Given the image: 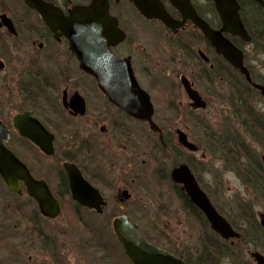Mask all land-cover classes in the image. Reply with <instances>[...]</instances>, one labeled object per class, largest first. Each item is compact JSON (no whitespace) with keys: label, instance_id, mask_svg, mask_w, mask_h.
<instances>
[{"label":"flooded vegetation","instance_id":"flooded-vegetation-1","mask_svg":"<svg viewBox=\"0 0 264 264\" xmlns=\"http://www.w3.org/2000/svg\"><path fill=\"white\" fill-rule=\"evenodd\" d=\"M235 1L240 7L239 16L248 41L240 37L223 36L241 51L242 64L249 74L250 83L244 79L241 72L217 55L208 39H204L201 31L194 27L191 20H186L180 27L172 30L159 19H146L136 10L132 0H42L44 4L49 5L47 8L50 15L46 20L48 19L53 29L36 9L30 8L22 0H0V127L7 137L4 144L19 162L27 167L30 175L39 184L47 185L51 195L60 205L55 218L44 216L26 185L19 183V192H11L0 176V252L3 246L5 250L3 243L6 241L8 246L14 248L27 243L30 250L42 254L40 258L29 257L23 262L22 254H18V250L15 249L13 261L8 255L10 262L0 261V264H61L56 263V257L62 255L59 253L62 251L59 241L67 239V230L63 227L64 230L56 229L53 232L49 222L62 216L67 219L70 233L77 236L86 251L91 252L95 264H131L113 230V222L120 218L134 224L141 238L147 243L171 254L183 264H205L199 256L204 248L213 253L211 249L215 244L214 236L226 245L234 246L238 242L240 236L238 239L223 240L215 234L202 212L198 209V213L193 209L195 206L188 199L182 186L171 178L173 170L180 168L181 165L186 166L198 187L209 198L206 187L202 186V178L197 175L198 170L206 174V166L202 162L211 163L215 160L221 163V169L233 175L236 173L226 168L227 162L221 153L220 144L210 142L207 153L204 150L201 152L197 145L196 151H189L179 144L176 131L180 129H176L174 136L178 151L172 146L170 134H166L157 123L154 104L157 102L164 104L166 99V109L169 112L175 110V104L172 100H167V97L172 95L168 87L161 91L158 100L152 97L149 81L152 80L154 73L145 63L148 61L147 58H150L149 55L146 56L149 50L137 41V39L142 41L145 37L144 27L148 24H155L159 30L166 32L165 35L174 37L191 31L192 39L197 40V48H191L187 43L175 44V47L187 54L190 59L199 63L198 72L193 80L185 77L184 79L205 103L204 109L194 108L183 88L181 81L183 76L179 78L188 106L192 110H205L208 105L199 91L200 85L207 92V97H210L214 93L216 82H225L226 119L223 123L226 130H223L222 134H229L228 139L231 141L246 143L249 151L256 154V159L261 164L260 169L254 172L253 159L250 158L247 163V171L250 173L245 176L250 186H246L255 198L251 203L237 200L235 207L239 216L249 212L255 226L259 227V232L264 233V212H255L257 202L264 203V154L259 156L251 145L253 142L264 150V126L261 125L264 120L262 110L264 99L260 91L253 86H264V72H261V68L255 69L250 61V56L260 53L262 49L259 42L264 38V31L262 29L258 33L256 29L264 28V10L252 0ZM155 2L170 19L176 23L182 22L179 12L172 7L170 0ZM94 3L100 6H93L96 12L101 17L105 14L107 18L104 21L106 23L99 27L96 34L99 35V39L96 37L95 43H102V46L119 60L128 59L137 84L149 95L153 105L152 122L159 127L160 132L154 133L148 122L131 117L119 106L111 103L108 96L100 90L96 78L84 70L82 63H85L88 55L83 52V48L81 47L80 51L75 48L76 54L72 52L71 36L66 37L68 28L75 26L76 32L80 34L77 38L74 37L75 46L82 40L81 25L75 19L73 23L72 15L75 14L76 20L82 19L85 26H88L89 13L83 12L80 16L78 10L88 11ZM190 4L197 16L212 30L221 29L220 17L211 0H190ZM74 11L76 13H73ZM85 42L86 40H83L81 44ZM137 45L140 51L135 52ZM262 52L264 54L263 50ZM163 106L165 107V104ZM19 117H32L52 137L53 154L44 153L39 145L19 133V128H16L14 122ZM79 121L81 125H78ZM20 122L23 130L38 133L33 129L31 121L26 122L23 119ZM199 124L203 125L201 121ZM244 124H247L246 127ZM210 130L208 141L213 137V140L218 142L222 134H215L211 128ZM252 131L254 135L250 133ZM138 132L141 133L140 136ZM76 133L83 134L79 142L73 140V134ZM186 137L189 142V137ZM43 145L47 147V142L43 141ZM188 153L200 154V158L190 159ZM237 154L235 151L231 154L233 161L229 165L233 168L243 161V155ZM159 155H163L164 160H158ZM44 159L50 160L53 164H45ZM65 163L77 168L83 181L95 194L92 208L81 206L72 199L68 176L63 169ZM236 170L238 171L237 168ZM146 175L150 178L146 179ZM152 179L156 182L155 188L152 185L149 189L155 193L151 201L158 207L157 210L163 213L160 216L168 218L169 213L160 204V199L169 193L173 195L189 224L198 227L200 243L196 250L191 251L187 248L178 250L176 243L169 239L171 233L156 224L159 222V215L156 216L158 220L156 218L150 220L145 214L146 208L143 204L134 200L135 196L137 197L136 191H144V182H150ZM211 204L232 229L241 232L232 221L224 217L212 201ZM135 205L138 207L135 208ZM110 207L113 208L109 209ZM105 215L106 219H111L109 225L99 221ZM241 222L244 226L245 222L242 219ZM11 223L13 226L10 229L12 232L15 231L13 237L5 235L9 231L2 229ZM259 248L264 251V245ZM250 252L258 251L245 250L248 258ZM261 254L264 257V254ZM4 256L3 260L6 259ZM219 257L211 258L210 261L223 264L224 260L228 259Z\"/></svg>","mask_w":264,"mask_h":264},{"label":"water","instance_id":"water-1","mask_svg":"<svg viewBox=\"0 0 264 264\" xmlns=\"http://www.w3.org/2000/svg\"><path fill=\"white\" fill-rule=\"evenodd\" d=\"M23 3L29 5L30 8L36 9L39 14L46 20L49 14V5L44 4L42 0H22ZM215 6L218 17H220L221 29L214 31L207 23L201 20L197 16L193 7L190 4V0H170L172 7H174L182 18L181 23H176L170 19L166 13L159 9V5L155 0H132L136 10L139 11L146 19H159L167 28L172 30L180 27L186 20H191L194 27L198 28L204 39H208L213 49H215L217 55L219 54L228 64L234 69H237L242 73L244 79L248 83L251 82L249 74L246 68L243 67L242 53L235 48L232 43L224 38L223 35H229L231 37L242 38L244 41H248V36L245 27L242 24L241 16H239L240 7L236 4L235 0H211ZM255 4L259 5L264 10V0H252ZM97 3L92 5V8L88 11L78 10L80 16L82 13L90 15L88 19V26L82 19L76 20L75 14L72 16L81 25L82 40H86L83 44L74 45V37L80 35L76 32L75 26H70L67 30L66 37L71 36V50L76 54L75 48L80 51L83 48V52L88 55L85 59V63H82L84 70L94 76L97 80V84L100 87L102 93L108 96L111 103L119 106L124 112L129 114L135 119H139L148 122L150 129L154 133L160 132L159 127L155 126L152 122L153 105H151L148 94L137 84L134 74L130 67L128 59L119 60L108 49L102 46V43L96 42V37L99 39V35H96L99 31V27L107 20L106 15L101 17L93 6H97ZM99 6V5H98ZM100 7V6H99ZM73 13H76L75 11ZM92 14V16H91ZM72 19V18H71ZM47 25L48 19L46 20ZM107 25V24H106ZM51 29H53L51 27ZM79 46V47H77ZM183 82V88L187 96L193 103L194 108L204 109L205 103L200 100L197 93L194 92L190 83L187 82L184 77L181 79ZM255 89L260 91L261 97L264 99V86L253 85ZM26 120L33 124V129L37 130V134L23 130L21 127V120ZM15 126L27 139L35 142L44 153L53 154L51 149L52 137L43 130L39 124L32 119V117H19L15 121ZM40 132V133H39ZM178 136V142L189 151L197 149L195 145L187 141L186 135L180 130L176 131ZM7 137L1 131L0 127V176H2L5 185L12 192L18 193L20 190L19 183H23L27 186L30 195L37 202L40 212L44 216L55 218L60 210L58 201L51 195L46 184H39L32 175H30L27 167L20 163L11 151L5 147V141ZM43 141L47 142V147L43 145ZM264 163V158H263ZM64 171L68 176L70 183V191L72 199L81 206L92 208V200L95 199V194L91 192L87 183H85L81 177V173L76 167L69 163L64 164ZM173 181L182 186L188 199L191 203L199 209L204 217L208 220L211 230L215 234H218L221 239H238L239 233L235 232L231 228L230 224L220 217L216 209H214L210 203L209 198L198 187L195 178L191 175L188 168L181 165L180 168L173 170L171 173ZM264 227V225H263ZM113 230L116 234L120 245H122L124 254L128 257L131 264H183L176 258L167 252H163L154 245L147 243L141 238L136 226L132 223H128L125 218L116 219L113 222ZM249 258L253 260L254 264H264V257L258 252H250Z\"/></svg>","mask_w":264,"mask_h":264},{"label":"rangeland","instance_id":"rangeland-1","mask_svg":"<svg viewBox=\"0 0 264 264\" xmlns=\"http://www.w3.org/2000/svg\"><path fill=\"white\" fill-rule=\"evenodd\" d=\"M159 29L160 28L155 24L145 25V37H143L142 41L137 39L139 44L149 50L146 56L148 57L149 55L150 58L148 57V61L145 63H147L146 65L149 66L151 72L154 73L152 80L149 81V88L153 91L152 92L150 90L153 94L152 97H159L161 91H163L165 87H168L172 95L168 96L167 100H172V103L175 104V110L172 112H169V110L166 109V99L164 100L165 107L163 106V103L158 104L157 102V104H154L155 115L158 120L157 123L162 126L166 134H170L169 138L174 148L177 149L178 147L176 144V136H174V130L180 129L186 136L189 137V142L199 146L201 152L204 150L207 153L210 149V142L208 141V134L204 131L203 125L199 124V121H201V123L203 122L207 124L215 134H222L225 125L223 121L226 119L224 117L226 113L225 106L227 98L225 82H216L213 88L214 93H212L210 97H207V92H205L204 87L200 85L199 91L204 96L208 105L205 110H192L188 106L187 98L183 92L179 78L183 76L186 79L188 78L193 80L195 74L198 72L199 63L196 60L190 59L187 54L185 55V53L178 49V47H175V44L181 42L182 44L186 45L187 43L191 46V48H197V40L195 41L192 39L193 34L191 31H185L184 33L175 35L174 37L171 35H165L166 32H163ZM157 32L159 33L156 34ZM134 37H136V35H134ZM138 45L136 46L135 52L139 50ZM151 52L157 53V55L155 56ZM250 61L252 62L255 69L258 70L261 68V72H264V68H262V66H264V54L262 49L260 53L258 52L256 55L252 54V56H250ZM262 110H264V108ZM194 117L199 119L197 120ZM78 123H80V121ZM78 125H81V123ZM139 131H141V129ZM140 135L141 133L138 132V136ZM82 137V133L73 134V140L75 142H79ZM247 139L249 140V138ZM247 139L245 140L248 141ZM251 145L254 150L256 149L257 153H259V156L264 154V150L261 149L257 144L252 142ZM199 155L200 154L192 155L188 153L190 159H198L200 158ZM157 158L158 160L161 159V161L164 160L163 155H159ZM44 163L47 165L53 164L47 159H44ZM202 164H205L206 166V174L204 171L202 172L198 170L197 175L202 178V186L206 187L209 198L213 204L219 208L224 217L228 218L229 221H232L234 226H236V229H239V231H241L240 233L244 235V233L247 232V228L244 227L245 225L243 226L241 222L242 218H240L235 204L237 200L251 203V201H253L255 198L254 194L247 186L242 185L241 181L236 175L221 169V163L215 162V160H213L211 163L206 161V163L202 162ZM145 178L149 179L150 177L146 175ZM155 182L156 180L154 181L153 179L150 180V182H144V191H136L137 197L135 196L134 200H137L143 204V206L146 208L145 214L149 216L150 220H154L155 218L158 220L156 216L159 215V222L156 224L162 227V229H164L166 232L171 233L169 239L176 243L178 250L185 248L191 251L196 250L200 243V241H198V227H194L189 224V221L181 212L176 200L173 199V195L169 193L163 195L160 199V204L163 205L165 210L169 213L168 218L160 216L163 213L158 211V207H156V205H154L151 201V198L155 196V193L149 190L152 185L155 188ZM7 202L10 201L7 200ZM256 206V213L264 212V203H262V201L257 202ZM134 207L137 208L138 206L135 205ZM111 208L113 207H110L109 209ZM110 220V218L106 219V215L102 217V219H99V221L104 222L106 225H109ZM13 223L2 228L9 231L6 232L5 235H11L12 237L15 235V231L12 232L10 229L12 228ZM49 226L52 228L53 232H55L54 230L56 229L64 230L65 228L67 230V239L59 241V247L62 250L59 253L62 255L56 257V263L60 262L63 264L65 262V264H95V260L91 257V252L86 251L84 247L81 246L77 236L70 233V228L67 226V219L65 216L50 221ZM254 236V234L248 231L246 234L248 245H245V243H243L244 241L238 244L235 243L236 250H238L237 253L239 252L238 255H240L242 259H244V256H246V259L250 260L251 264L254 263L247 257L245 250H257L258 252L264 254V251L259 248L260 246L264 245L263 235L259 234L257 237L258 240L256 242ZM3 244H5V250L3 246V250L5 252L1 250L0 261L10 262L9 256L13 261V255H15L13 251L15 249L18 250V254H22L21 260H23V262H25L29 257L32 259L42 257V254L38 250V253L30 250L28 248L29 246L26 245L27 243L25 245H19V247L15 248L8 246L6 241ZM4 254H6L5 260L2 259ZM223 264H231L230 259L228 258L224 260Z\"/></svg>","mask_w":264,"mask_h":264},{"label":"trees","instance_id":"trees-1","mask_svg":"<svg viewBox=\"0 0 264 264\" xmlns=\"http://www.w3.org/2000/svg\"><path fill=\"white\" fill-rule=\"evenodd\" d=\"M258 25V24H257ZM263 29V30H262ZM257 32L259 33L260 30L264 31V28L262 27H257ZM259 46H262V50L264 51V38L263 40H260L259 42ZM260 121H262L260 119ZM244 123V122H243ZM203 128H204V131L208 134V136L211 135V133L209 131L210 128L207 124L203 123ZM245 127L247 124H244ZM249 125V124H248ZM262 126H264V120L263 122L261 123ZM226 129H224L225 131ZM226 133V132H225ZM253 134V131L250 132ZM254 135V134H253ZM229 137V134H222V137L219 138L218 142H216L215 140H213V137L212 138H209V142H214L215 144L218 143L221 145V148H222V155L223 157H225L226 159V168L230 169V170H233V172L236 173V175L240 178V180L242 181V183L246 186V185H249L250 186V182L249 180L245 177L248 173L247 171V168H248V165L247 163L250 161V158L253 159V163L254 164V172L258 171L261 167V164L259 163V161H257L256 159V154L252 153L251 151H249V148H248V145L246 143H243L242 141H231L230 138L228 139ZM216 139V137H215ZM237 148V149H236ZM239 150V152H238ZM233 151H235V154H238L241 156L243 155V161L242 163H238V166H235L233 168V166L229 165L230 163H232V156L231 154H233ZM237 154V155H238ZM236 168L238 169V171L236 170ZM245 177V178H244ZM196 212L199 213L198 209H196L195 207L193 208ZM244 213V212H243ZM242 220L245 222L244 223V227L247 228V232L249 231L250 233L254 234V238H255V242H256V236L261 234L263 235V238H264V233L262 232H259V227L257 228L254 224V221H253V217L251 216V214L249 212L245 213V214H242L240 215ZM247 232L244 233V235H242V233H240V238L238 240V243H241L242 241H244L243 243H245V245H248L247 244V239H246V234ZM213 243H215L212 247V251L213 253H209L210 251H208L207 249H203L201 252V256H199V259L201 260H204L205 261V264H218V263H214L211 260V258H217L219 256L221 257H227L230 259L231 261V264H251L250 263V260L246 259V256H244V259L241 258L239 254V252L237 253L238 250H236V246H230V245H226L222 242H219L218 240L219 239H215V236L213 237ZM217 243V244H216ZM254 248V247H253ZM256 248V246H255ZM220 258V257H219Z\"/></svg>","mask_w":264,"mask_h":264}]
</instances>
